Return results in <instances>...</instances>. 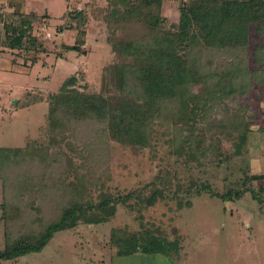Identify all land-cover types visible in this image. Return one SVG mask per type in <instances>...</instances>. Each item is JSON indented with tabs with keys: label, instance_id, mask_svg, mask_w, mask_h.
<instances>
[{
	"label": "trees",
	"instance_id": "obj_1",
	"mask_svg": "<svg viewBox=\"0 0 264 264\" xmlns=\"http://www.w3.org/2000/svg\"><path fill=\"white\" fill-rule=\"evenodd\" d=\"M134 1L129 0L141 6L144 18H121L106 38L113 51L132 58L118 69L117 94L81 91L75 87L76 75H71L57 91L28 92L17 102L20 107L47 103L48 140L0 146V260L41 250L59 230L108 222L120 204L141 219L144 209L158 199H178L179 191L232 195L234 188L221 194L193 179L173 193L170 181L162 182V189L153 186L148 195L142 189L112 193L107 190L111 149L113 144L133 153L147 149L158 159L162 144L186 170L228 164L241 152L257 117L249 95L264 89V0L182 2L178 23L167 34L155 28L162 20V0ZM123 10L129 14V7ZM110 12L108 5L97 18L109 22ZM74 15L76 40L64 48L83 54L87 15ZM5 16L0 50L9 49L22 57L24 66H32L46 52L45 42L33 33L39 13L12 11ZM132 22L141 24L139 30L128 27ZM30 53L35 55L27 58ZM262 176L251 175V180ZM242 183L237 196L248 190ZM184 202L178 199L176 209L190 205ZM141 222L137 231L111 228L116 256L139 252L180 258L178 235L169 240Z\"/></svg>",
	"mask_w": 264,
	"mask_h": 264
},
{
	"label": "rangeland",
	"instance_id": "obj_2",
	"mask_svg": "<svg viewBox=\"0 0 264 264\" xmlns=\"http://www.w3.org/2000/svg\"><path fill=\"white\" fill-rule=\"evenodd\" d=\"M185 1L196 0H162V20L155 28L166 34L173 30ZM108 5L112 13L111 20L106 22L97 17ZM126 7L127 15L123 10ZM30 10L40 15L33 33L45 42L46 52L32 66H28L30 62L24 66L22 57L13 56L9 49L0 50V146H23L28 139L48 140L47 103L16 106L28 92L57 91L67 77L76 75L75 87L81 91L117 94L118 69L132 58L111 49L106 40L109 29L119 25L121 18H144L141 6L131 5L129 0H0V32L6 13ZM82 11L87 15L85 43L81 46L84 53L66 51L65 45L74 44L77 36L72 17ZM137 23L128 27L136 25L134 30H139L141 24ZM69 25L74 28H68ZM26 55L31 58L35 54ZM249 100L257 117L248 141L228 164L192 166L186 170L184 162L176 161L162 144L158 147V159H152L147 149L133 153L118 144L111 149L112 177L107 190L112 193L142 189L148 195L153 186L162 189L164 181L171 182L169 189L173 193L179 184L186 187L193 179L207 183L211 190L221 194L234 188L230 197L220 198L208 191H179L178 199L189 200V206L176 209L178 199H158L142 211L141 219L137 211L120 204L110 221L79 223L59 230L41 250L0 260V264H264V89L252 90ZM259 174L262 179L251 180V175ZM242 182L248 190L237 196ZM1 199L0 182V203ZM140 222L160 230L169 240L178 235L180 258L139 252L116 256L110 244L111 228L126 226L137 231ZM3 233L0 208V249L4 247Z\"/></svg>",
	"mask_w": 264,
	"mask_h": 264
}]
</instances>
